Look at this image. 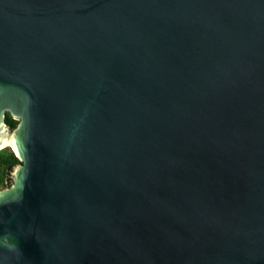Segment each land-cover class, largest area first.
Wrapping results in <instances>:
<instances>
[{
    "label": "water",
    "instance_id": "1",
    "mask_svg": "<svg viewBox=\"0 0 264 264\" xmlns=\"http://www.w3.org/2000/svg\"><path fill=\"white\" fill-rule=\"evenodd\" d=\"M6 148L0 264H264V0H0Z\"/></svg>",
    "mask_w": 264,
    "mask_h": 264
},
{
    "label": "trees",
    "instance_id": "2",
    "mask_svg": "<svg viewBox=\"0 0 264 264\" xmlns=\"http://www.w3.org/2000/svg\"><path fill=\"white\" fill-rule=\"evenodd\" d=\"M6 123L10 126V128H14L17 124V121L13 120L7 114ZM18 163L19 160L9 148L0 151V189L8 187L10 185V173L13 167Z\"/></svg>",
    "mask_w": 264,
    "mask_h": 264
},
{
    "label": "bare ground",
    "instance_id": "3",
    "mask_svg": "<svg viewBox=\"0 0 264 264\" xmlns=\"http://www.w3.org/2000/svg\"><path fill=\"white\" fill-rule=\"evenodd\" d=\"M5 144H6V142H5Z\"/></svg>",
    "mask_w": 264,
    "mask_h": 264
}]
</instances>
